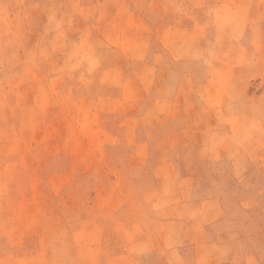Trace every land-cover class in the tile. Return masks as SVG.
<instances>
[{"label": "crops", "instance_id": "obj_1", "mask_svg": "<svg viewBox=\"0 0 264 264\" xmlns=\"http://www.w3.org/2000/svg\"><path fill=\"white\" fill-rule=\"evenodd\" d=\"M87 10L89 24L58 28L61 106H36L58 136L47 128L40 165L52 163L65 188L87 161L105 160L96 204L120 217L103 232L105 264H264V228L240 226L264 224V0H97ZM78 59L89 66L78 71ZM172 122L185 128L155 131Z\"/></svg>", "mask_w": 264, "mask_h": 264}, {"label": "rangeland", "instance_id": "obj_2", "mask_svg": "<svg viewBox=\"0 0 264 264\" xmlns=\"http://www.w3.org/2000/svg\"><path fill=\"white\" fill-rule=\"evenodd\" d=\"M90 4L97 5V0H0V264H105L103 232L107 222L113 226L120 218L113 209L107 220L105 206L96 204V182L111 176L105 160L87 161L76 174L81 180L65 188L58 187L52 163L47 166L44 158V166L40 165L47 128L53 130V140L58 136L59 124H48L47 113L40 110L61 106L58 62L51 60L57 59L58 28L81 19L89 24L96 15L82 9ZM44 24H49L44 33L50 37L45 40ZM77 64L78 71L89 66L82 59ZM66 66L70 71L71 65ZM66 87V91L73 88V82ZM75 93L69 94L73 102L67 100L66 106L75 104ZM63 126L67 150L75 141V124L67 120ZM182 128L185 124L179 122L155 125L160 132ZM90 131L84 134L91 136ZM104 146L121 147V143L104 142ZM67 182L74 183V178ZM240 226L249 231L264 228L253 221ZM259 242L264 247V238ZM120 246L118 241L112 243L114 250ZM260 254L264 258V251Z\"/></svg>", "mask_w": 264, "mask_h": 264}]
</instances>
